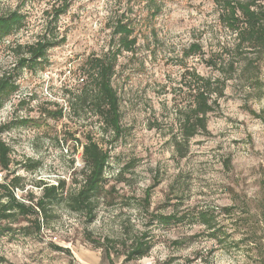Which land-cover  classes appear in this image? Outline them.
<instances>
[{
    "label": "clouds",
    "instance_id": "9594fccd",
    "mask_svg": "<svg viewBox=\"0 0 264 264\" xmlns=\"http://www.w3.org/2000/svg\"><path fill=\"white\" fill-rule=\"evenodd\" d=\"M0 18V209L32 210L0 221V264H264V0H0ZM193 41L212 67L181 83Z\"/></svg>",
    "mask_w": 264,
    "mask_h": 264
},
{
    "label": "trees",
    "instance_id": "16d2710c",
    "mask_svg": "<svg viewBox=\"0 0 264 264\" xmlns=\"http://www.w3.org/2000/svg\"><path fill=\"white\" fill-rule=\"evenodd\" d=\"M67 8V3L64 5V7L60 8V9H55L54 12L55 13H60L65 11V9ZM158 11V9H157ZM13 17H15V19L18 21L20 18L16 16L15 13L12 14ZM224 20V17H223ZM236 23V21H229V24L232 25V27L234 26V24ZM11 28V23L9 21V19H2L0 18V29H4V30H9ZM118 31H120L121 33L124 34V36H126V39H122V45L128 49H132L134 47V45L136 44V38L135 37H131L132 34V29L125 26L124 24H119ZM43 48V45H41V49ZM39 50H36V53L38 54ZM91 62V61H90ZM96 64H99V61L95 62ZM104 74L106 75L107 73H109L110 71H112L110 66H105L104 69ZM206 84L208 82H205ZM11 85L8 83H5L3 85V88L7 89L10 88ZM105 91L106 94L111 97L112 99V103L113 105H115V96L114 93H112L111 89L107 88V85H105ZM194 97H196L198 104H197V110L199 112V118L194 122L195 124H199L201 126L207 127L208 125V114L212 111V107L209 104V97H206L202 92L199 91L198 88L194 89ZM195 115V113H194ZM108 122H112L115 123L116 120L113 119L112 115L109 114L107 117ZM189 120H191V117H189ZM188 131L191 133L193 131V126L192 124L189 125ZM7 152L8 149L4 148L3 146H0V161H3L5 164V167H7ZM84 155L90 157L91 159H93L96 162V166H97V170L99 171L100 167L102 166L104 157L101 156L100 152L97 150V146L96 145H89L88 143H85L83 145V152ZM95 184V179H93L92 181H90V186H93ZM9 207H15L19 209V212L21 215L24 216H30L32 213V210L24 205V204H16L15 203V199H13V202L11 205L9 206H5V208L0 209V221H12V222H17V217L15 214H12L8 211ZM4 226L0 227V232H3ZM6 230H11V228L9 227ZM142 246V245H141ZM56 248L59 250H62L63 247L56 245Z\"/></svg>",
    "mask_w": 264,
    "mask_h": 264
},
{
    "label": "rangeland",
    "instance_id": "374dc122",
    "mask_svg": "<svg viewBox=\"0 0 264 264\" xmlns=\"http://www.w3.org/2000/svg\"><path fill=\"white\" fill-rule=\"evenodd\" d=\"M217 19L219 20L221 26H223L224 25V22H225V20H223V16L218 17ZM231 27H232V25L229 24V29L230 30H231ZM131 37H135L133 35V31H132ZM188 47H189V50L187 52H185L184 55L188 56L189 59L192 61V67L191 68L187 67L186 64H184V63H178V64L168 65L169 67L180 71L181 83H183V80L185 78V75H193L194 74V72L196 71V66L197 65H200V70L201 71L204 68H210V67H212V58L211 57H209V61L207 63L201 64V59H202L201 56L198 55V54L193 55L194 53H199L201 51V47H200L199 44H197L195 41H193ZM167 78H168V75L166 74L165 75V79H167ZM193 78L195 79L196 77L193 75ZM184 88L185 89H188L190 91V94L191 95L194 94V89H196V88L189 89V86L188 85H184ZM57 114H59V112ZM215 122L216 121H215V117L213 115V109H212V111L208 114V125H207V129L209 131L214 128ZM197 143H200L199 139L197 140ZM83 145H82V148H81V151L82 152H83ZM17 222H13V224H15ZM25 223H27V221H25ZM3 226H4L3 233H7V232H10V231H14V228H13V225L12 224H5ZM9 227L11 228V230H6ZM56 245H59V246L63 247L62 249H64V248L67 247L66 242L57 243Z\"/></svg>",
    "mask_w": 264,
    "mask_h": 264
}]
</instances>
